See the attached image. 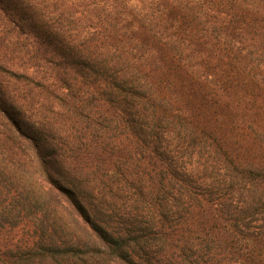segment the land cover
<instances>
[{"label":"trees","instance_id":"trees-1","mask_svg":"<svg viewBox=\"0 0 264 264\" xmlns=\"http://www.w3.org/2000/svg\"><path fill=\"white\" fill-rule=\"evenodd\" d=\"M0 264H264V0H0Z\"/></svg>","mask_w":264,"mask_h":264}]
</instances>
